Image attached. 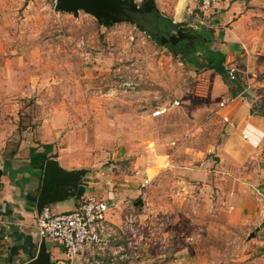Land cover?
Listing matches in <instances>:
<instances>
[{"label":"rangeland","instance_id":"374dc122","mask_svg":"<svg viewBox=\"0 0 264 264\" xmlns=\"http://www.w3.org/2000/svg\"><path fill=\"white\" fill-rule=\"evenodd\" d=\"M245 1L243 10L264 20V0ZM175 5L161 4L163 14H177L183 22L175 25L184 23L187 35L212 29L197 5L182 13ZM146 31L131 22L101 24L83 10L58 11L55 0H0V168L22 146L29 152L30 144L52 143L53 155L88 169L102 190L114 184V192L130 194L157 251L167 235L165 261L147 264L174 262L180 247L188 261L179 264H197L195 254L198 264H249L243 244L250 235L227 219L220 177L229 166L220 149L231 122L222 107L232 103L229 87ZM219 45L214 38L211 48ZM263 49L264 41L246 52L249 61L226 63L252 86L250 96L264 90ZM145 249L134 264H144Z\"/></svg>","mask_w":264,"mask_h":264},{"label":"crops","instance_id":"0c3cea01","mask_svg":"<svg viewBox=\"0 0 264 264\" xmlns=\"http://www.w3.org/2000/svg\"><path fill=\"white\" fill-rule=\"evenodd\" d=\"M155 1L159 12L163 14L164 9L161 4H168L171 0ZM172 1L176 4V13H182L189 5L192 7L197 5L199 9L205 11L206 18L212 17L213 20L208 24L214 31V38L219 39L218 50L225 54L227 64L236 62L238 65L241 61L247 59L249 61L251 54L247 55L246 52L258 49L264 41V20L261 17L263 14L259 17L255 12L256 9L243 10L242 6L246 5L245 0H217L208 9H203L202 0H199V3L197 0ZM174 15L170 17L174 23L183 22L181 18H177V14ZM262 51L264 53V49ZM261 84L263 87L264 83ZM248 88L235 97L231 104L228 103L224 110L225 115H230L231 122H226L229 126L220 149L224 158L229 159V166L225 168V175L220 177L226 182L225 199L230 200L228 209L225 208L227 219L230 223L241 224L250 235L243 244L249 250L245 257L252 258L249 264H264V90L262 94L250 96L252 86ZM31 147L36 145L30 144L29 152L23 146L21 150L19 149L16 157L21 156L23 159L12 158L11 168L3 173L0 179V264L30 262L37 257L43 240L46 242L53 264H61L65 256V250L54 240L43 237L37 227L39 213L36 202L43 178L41 171L44 170V160L47 155L44 148L38 149L31 155ZM52 153L57 152L55 150ZM52 153L48 155L51 156L50 158H58L62 166L74 169L62 155L54 157ZM1 167L4 170L3 164ZM94 174L100 173L94 172ZM91 178V173L88 172L78 197L52 204L50 207L54 212L69 211L77 207L82 196L94 193L113 204L107 213V218L117 226L123 227L124 214L131 206L129 204L131 200L127 199L129 193L114 192L112 190L114 184L112 187L109 186L111 191L106 188L102 190L103 181L95 183ZM105 179L107 180L106 177L103 178ZM148 217L151 215L147 214L146 218ZM178 220L180 218H177ZM151 223L152 221L149 222L150 225ZM145 227L148 230L150 226L146 223ZM252 233L255 235L252 236ZM146 234L148 235L147 232ZM166 236L164 241L160 240L159 251L154 248L153 239H148L147 236L144 246L149 254L144 264L153 262L157 258L162 259L159 261H165L166 252L170 251V243L168 244ZM180 248L174 262L163 264L187 262L188 259L183 258V247ZM191 262L200 263V256L192 255ZM74 264L88 263L83 256H79Z\"/></svg>","mask_w":264,"mask_h":264},{"label":"built area","instance_id":"2783aa9c","mask_svg":"<svg viewBox=\"0 0 264 264\" xmlns=\"http://www.w3.org/2000/svg\"><path fill=\"white\" fill-rule=\"evenodd\" d=\"M202 1L203 9H208L217 0ZM228 103L222 102V107ZM223 117L230 121V116ZM112 206L97 194H85L69 211L54 212L45 207L37 217V227L43 237L65 250L61 264H74L79 256L88 264H134L142 257L146 227L131 206L124 214V226H117L107 218Z\"/></svg>","mask_w":264,"mask_h":264},{"label":"water","instance_id":"95a60500","mask_svg":"<svg viewBox=\"0 0 264 264\" xmlns=\"http://www.w3.org/2000/svg\"><path fill=\"white\" fill-rule=\"evenodd\" d=\"M55 7L58 11L75 15L83 10L94 16L101 24L109 26L122 22L135 23V13L159 12L155 0H141L140 2L137 0H55ZM185 38H190V36L179 30L178 36L162 37L161 42L164 43L168 40L176 42ZM87 173L88 169L86 168L68 169L62 166L58 158L47 159L36 202L38 213L52 204L78 197ZM2 175L3 168H0V179ZM141 203L139 200L137 206H140ZM254 235L255 233L252 234V236ZM25 264H53L45 240L40 245L37 257Z\"/></svg>","mask_w":264,"mask_h":264},{"label":"trees","instance_id":"16d2710c","mask_svg":"<svg viewBox=\"0 0 264 264\" xmlns=\"http://www.w3.org/2000/svg\"><path fill=\"white\" fill-rule=\"evenodd\" d=\"M201 33L205 37L203 41L206 44L203 43L202 45H199L197 43L196 48L194 50L191 49L190 53L185 54L184 62H190L197 67H203L205 69L214 70L222 77L224 83L229 87V92L231 97L232 98L237 97L245 89L244 81L242 80L240 75L236 72V70L231 69L226 65L225 54L221 50L211 48V44L214 41L213 30L204 29L201 31ZM199 53L203 54L206 60L205 62H202L200 60ZM42 147L44 148V151L47 155V157L44 160V165H45L46 160L51 157L48 155L53 152L54 146L52 143H46L43 144ZM37 150H38L37 147H31L30 154L32 155ZM53 156L56 157L55 155ZM10 160H11L10 157L5 158L3 160L4 174L6 171H8L11 168ZM42 174H43V170L41 171V175Z\"/></svg>","mask_w":264,"mask_h":264},{"label":"flooded vegetation","instance_id":"af4514ba","mask_svg":"<svg viewBox=\"0 0 264 264\" xmlns=\"http://www.w3.org/2000/svg\"><path fill=\"white\" fill-rule=\"evenodd\" d=\"M135 24L139 25L145 31H149V35L161 42L162 37L170 38L173 34L182 30L183 33L187 34L186 25L183 23L181 26L177 28L170 18L160 12H152L147 14H139L135 13ZM153 23L156 24V28H152ZM184 28V29H182ZM147 32V31H146ZM190 38H185L182 40H178L176 42H172L171 40L165 41L164 44L170 47L175 53L178 52L184 55L190 53L191 49L196 48V44L202 45L203 43L206 44L203 39L205 37L202 35L201 31L192 30V34H188Z\"/></svg>","mask_w":264,"mask_h":264}]
</instances>
